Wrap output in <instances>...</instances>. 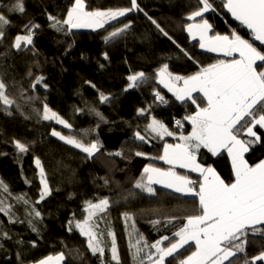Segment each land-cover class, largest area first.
<instances>
[{
  "label": "trees",
  "instance_id": "obj_1",
  "mask_svg": "<svg viewBox=\"0 0 264 264\" xmlns=\"http://www.w3.org/2000/svg\"><path fill=\"white\" fill-rule=\"evenodd\" d=\"M210 2L217 11L207 12L203 18L211 24L212 34L230 35L233 30L250 38L249 33L225 13L220 0ZM9 3L11 0H0V10L12 21L6 35L0 39V79L15 104L8 111L0 105V180L8 185L13 195L23 194L30 199L41 212V217L33 220L37 231H32L28 223L31 217L26 215L25 206L8 198L22 222L10 224L0 213V232L6 231L12 237L10 240L0 239V264H33L61 252L65 254L62 264H116L112 260L109 231L115 236L120 264H139V258H133L135 248L130 245H135L141 236L148 244L164 236L173 238V232L186 222L185 218L197 214L199 208V198L195 195L181 194L157 185H152L154 194H149L134 187L145 166L162 170L171 168L157 157L162 156L164 145L174 140L166 136L161 139L147 132L146 125L154 118L169 131L179 133L182 129L186 134L189 125L184 117L195 111L191 101L178 102L156 84L155 71L167 63L174 75L188 76L198 71V66L231 58L203 51L199 42L185 31L186 25L192 22L186 17L196 8V0H137L142 11L118 17L95 31L71 30L70 33L66 26L64 31L50 27L47 16L65 18L73 0H24L26 11L22 16L18 13L9 15L6 7ZM85 5L89 11L131 6L130 0H85ZM149 17L155 19L168 35L161 33ZM29 20L40 27L34 30L33 44L17 51L11 44ZM124 24L131 25L127 32L105 43L104 37ZM105 53L108 59H104ZM29 69L33 72L32 77L27 76ZM140 71L152 79L125 91L127 76ZM36 75L45 77L43 83L47 88L37 85L33 91L31 82ZM21 89L24 90L23 96ZM154 90L164 96L166 104L155 100ZM101 92L110 97L107 103H100ZM45 104L71 128L43 120ZM92 108L101 112L104 120L90 111ZM138 109L147 111L144 116H138ZM174 120H180L183 127L176 128ZM53 130L85 143L98 141L100 149L93 158L86 159L85 153L52 136ZM137 131L146 136L147 142L135 139ZM13 140L26 144L29 151L18 153ZM137 151L145 155L136 156ZM117 152L121 155L116 156ZM36 158L41 161L51 190V194L39 204H35L41 189ZM245 159L253 166L264 160V138L250 147ZM197 161L214 168L225 182H232L231 162L225 152L213 156L201 149ZM173 170L195 181L194 186L201 180L192 172ZM104 198L110 201L109 208L94 218L98 222L101 246L105 249L101 257L99 254L93 256L88 250L86 238L75 229V221L84 218L86 200L98 202ZM124 213L132 218L125 220ZM69 221H73L71 231ZM153 221L159 223L153 224ZM164 243L166 246L168 241ZM194 248L192 244L185 246L179 251V258L189 255ZM261 250H264V237H249L248 257ZM147 252L145 249L141 255L146 258ZM240 256L242 260L243 254ZM169 262L177 264L172 257H168L165 264Z\"/></svg>",
  "mask_w": 264,
  "mask_h": 264
},
{
  "label": "snow or ice",
  "instance_id": "obj_2",
  "mask_svg": "<svg viewBox=\"0 0 264 264\" xmlns=\"http://www.w3.org/2000/svg\"><path fill=\"white\" fill-rule=\"evenodd\" d=\"M220 2L234 20L239 21L249 30L254 41L264 45V0H220ZM130 4V7L115 10L89 11L86 9L85 0H73L65 18L60 19L49 14L47 19L50 27L56 31H64L65 26L69 33L72 29L79 28H90L95 31L118 17H124L133 11H142L137 0H130ZM196 5L186 17L192 23L186 25L185 31L193 40L198 38L201 49L221 53L231 59H220L207 66H198V71L188 76L174 75L169 71L167 63L156 69V84L167 89L177 101L182 103L191 101L195 105V111L184 117L192 130L186 136L181 135L179 143L175 145L166 143L164 154L157 157L171 165V168L162 170L152 165L145 166L134 187L154 194L152 185L161 184L176 192L198 196L199 208L197 214L187 216L186 222L173 232L174 239L164 236L155 243L148 244L141 236L135 245H130V248H135L133 258L134 260L139 258V264H165L168 257L176 259L177 264H258V262L264 264V250L251 257H248L246 252L249 237H264V160L253 166L245 159V153L249 152L250 147L260 143L264 138V51L258 50L253 43L242 38L236 31H232L230 35H209L212 26L203 17L207 12H216L217 8L213 7L210 0H196ZM6 7L9 15L18 13L22 16L26 11L24 0H11ZM197 18H201L199 22ZM149 19L161 33L168 35L155 19L151 17ZM11 25L9 16L0 10V39L4 38L7 28ZM39 27V24L29 20L22 26L21 32L15 35L11 47L17 51L28 49L33 44L34 30ZM130 27V24H124L123 27L110 32L104 37L105 43L124 34ZM184 54L188 56L187 52ZM188 58L192 59L191 56ZM104 59H108L107 53L104 54ZM27 76H33L31 69L28 70ZM150 79L152 77L143 71L128 75L125 91L138 88ZM44 80L43 75H36L31 82L33 91L36 90L37 85L47 88L43 83ZM6 87L0 79V105L5 106L4 111H8L9 107L15 104L7 94ZM194 94H199V97ZM23 95L24 90L21 89V96ZM153 96L156 101L167 103L159 91L154 90ZM109 100V96L102 92L99 94L101 104ZM16 107L19 109V105ZM90 111L100 120H104L103 114L95 108ZM146 111L147 109H138L137 115L144 116ZM41 118L45 121H55L66 129L71 128V125L52 111L47 104L43 107ZM175 123L177 127H183L180 120H176ZM146 131L161 139L165 135H174L154 118L146 125ZM51 135L85 153L86 159L93 158L100 149L98 141L85 143L72 135H63L55 130ZM135 139L147 142L146 136L139 131L135 133ZM12 143L18 153L29 151L28 146L19 140H13ZM201 149H207L213 156L221 154L222 151L227 152L231 160L232 182H225L214 168L203 167L197 162V154ZM115 155L120 156L121 153L117 152ZM135 155L145 154L137 151ZM35 165L39 169L41 184L39 199L35 201V204H39L51 194V190L39 158L35 159ZM177 166L199 173L202 179L199 181L198 191L194 188L195 181L173 170ZM25 182L29 183L27 180ZM9 197L17 204L25 206L26 215L31 217L28 220L29 226L32 231H37L33 220L40 218L41 212L25 195H13L8 185L0 180V213L8 218L10 224L22 222L15 215ZM109 205L110 201L107 198L99 199L98 202L86 200L83 207L84 218L75 221V229L79 231L81 237L86 238L87 248L93 256L97 254L104 256L105 249L101 246V237L97 231L98 222L94 218L105 213ZM123 215L125 220L132 218L128 213ZM72 223L73 221H69V231L72 230ZM152 223L157 224L159 221ZM108 235L112 237V260L120 264L115 236L111 231ZM11 238L8 232H0V239ZM165 241H168L166 246ZM190 242L194 244V250L189 255L179 258V251ZM145 249H148L146 258L141 255ZM240 254H243L242 260ZM17 258L19 259V254ZM64 260L65 254L61 252L48 255L35 261L34 264H62Z\"/></svg>",
  "mask_w": 264,
  "mask_h": 264
},
{
  "label": "crops",
  "instance_id": "obj_3",
  "mask_svg": "<svg viewBox=\"0 0 264 264\" xmlns=\"http://www.w3.org/2000/svg\"><path fill=\"white\" fill-rule=\"evenodd\" d=\"M211 33V35H215V34H212V31L210 32ZM197 41H198V39H196ZM199 42V41H198ZM213 53H215V52H213ZM215 54H217V55H219V56H223L221 53H215ZM224 57V56H223ZM226 58H231V57H226ZM258 64H259V62H258ZM259 70V69H258ZM162 89H164L168 94H170L172 97H174L170 92H168L167 91V89H165V88H163L161 85H159ZM194 95H196V94H194ZM175 98V97H174ZM176 100V99H175ZM178 102H180V101H178ZM185 122L189 125V128H188V132L185 134V135H188L190 132H191V125L185 120ZM181 130V129H180ZM174 139V141L173 142H171V143H168V144H171V145H175V144H177V143H179L180 142V140H179V138L178 137H173ZM245 139H247V137H245ZM207 150V149H206ZM222 152H225L226 154H227V152L226 151H222ZM163 154H164V149H163ZM162 154V155H163ZM211 154V153H210ZM246 154V153H245ZM212 155V154H211ZM229 158V157H228ZM230 159V158H229ZM198 162V161H197ZM230 162H231V160H230ZM199 163V162H198ZM164 164H166L165 162H164ZM166 165H168V166H170V167H172L171 165H169V164H166ZM203 166V165H202ZM203 167H206V166H203ZM174 169H181V170H185V171H189V170H187V169H183V168H180V167H175ZM215 170V169H214ZM216 171V170H215ZM189 172H191V171H189ZM192 173H194V174H196V175H198V176H200L199 175V173H197V172H192ZM218 174V173H217ZM200 179H202L201 177H200ZM157 185H160V184H157ZM161 187H163V186H161ZM165 188V187H164ZM194 188H196L197 190H199V183H198V185L197 186H194ZM173 191V190H172ZM176 192V191H175ZM178 193H182V192H178ZM187 195H191V194H187ZM190 244H192L193 246H194V244L193 243H189L188 245H190ZM185 246H187V245H185ZM195 247V246H194ZM34 264V263H33Z\"/></svg>",
  "mask_w": 264,
  "mask_h": 264
},
{
  "label": "rangeland",
  "instance_id": "obj_4",
  "mask_svg": "<svg viewBox=\"0 0 264 264\" xmlns=\"http://www.w3.org/2000/svg\"><path fill=\"white\" fill-rule=\"evenodd\" d=\"M197 22H199V21H197ZM190 23H192V22H190ZM209 23V22H208ZM189 24V23H188ZM210 24V23H209ZM211 25V24H210ZM73 31H89V30H91L92 31V29H90V28H79V29H72ZM211 31H213V28H212V30ZM233 31V30H232ZM231 31V32H232ZM238 35H240L238 32H236ZM188 34V33H187ZM209 35H211V33H209ZM241 36V35H240ZM249 36H250V38L249 39H247V38H244L243 36H241L242 38H244V39H247V40H249V42H251V43H253L254 44V46H256L257 48H258V50H260V49H262V48H260L258 45H256L253 41H252V37H251V35L249 34ZM198 39V38H197ZM199 41V40H198ZM260 48V49H259ZM203 51H205L204 49H202ZM264 50V49H263ZM262 51V50H261ZM211 53H213V52H211ZM215 54V53H214ZM174 124V123H173ZM175 126V125H174ZM176 127V126H175ZM176 128H178V127H176ZM181 135H185V133L182 131V129L179 131V133H174V135L173 136H167V135H165L166 137H169V138H172V139H174L173 137H180ZM186 136V135H185ZM63 142V141H62ZM70 146V145H69ZM72 147V146H71ZM78 150V149H77ZM162 161V163H164V161L163 160H161ZM153 185H157V184H153ZM157 186H162L161 184L160 185H157ZM166 189H169V190H173V189H171V188H166ZM174 191V190H173ZM195 191H198L196 188H195ZM181 194H185V193H181Z\"/></svg>",
  "mask_w": 264,
  "mask_h": 264
},
{
  "label": "water",
  "instance_id": "obj_5",
  "mask_svg": "<svg viewBox=\"0 0 264 264\" xmlns=\"http://www.w3.org/2000/svg\"><path fill=\"white\" fill-rule=\"evenodd\" d=\"M224 11H225V13H226V14H227V15H228V16H229L234 22H236L237 24H239L241 27H243V28H244V29L250 34L249 30H248L247 28H245L244 26H242V25L239 23V21L234 20L233 17L231 16V14L228 13L226 9H224ZM252 41H253L256 45H258L260 48L264 49V45H261L258 41H254L253 39H252Z\"/></svg>",
  "mask_w": 264,
  "mask_h": 264
},
{
  "label": "built area",
  "instance_id": "obj_6",
  "mask_svg": "<svg viewBox=\"0 0 264 264\" xmlns=\"http://www.w3.org/2000/svg\"><path fill=\"white\" fill-rule=\"evenodd\" d=\"M175 122H176V120H174V122H173V123H174V125L177 127V125H176V123H175Z\"/></svg>",
  "mask_w": 264,
  "mask_h": 264
}]
</instances>
